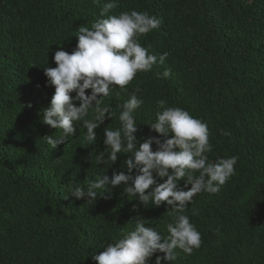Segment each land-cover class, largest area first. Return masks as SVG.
<instances>
[{
    "label": "trees",
    "instance_id": "1",
    "mask_svg": "<svg viewBox=\"0 0 264 264\" xmlns=\"http://www.w3.org/2000/svg\"><path fill=\"white\" fill-rule=\"evenodd\" d=\"M106 2L0 0V264H97L92 254L133 229L138 216L168 235L171 210L134 211L138 202L128 200L123 186L96 201L67 199L70 188L86 189L111 166L94 158L105 147L104 127L120 126L128 93L117 87L106 98L117 115L97 130L96 145L79 127L56 149L43 139L60 135L42 123L54 93L43 68L56 67L59 48H75L80 26L104 18ZM133 9L160 21L141 44L157 56L168 53L164 64L138 73L128 86L145 101L135 113L138 138L158 135L144 124L155 120L156 101L164 99L207 123L210 160L239 157L220 193L198 194L189 205L186 214L203 243L191 255L177 249L174 264H264V0H119L109 15ZM166 69L169 78L157 77ZM124 159L107 174L126 167Z\"/></svg>",
    "mask_w": 264,
    "mask_h": 264
},
{
    "label": "clouds",
    "instance_id": "2",
    "mask_svg": "<svg viewBox=\"0 0 264 264\" xmlns=\"http://www.w3.org/2000/svg\"><path fill=\"white\" fill-rule=\"evenodd\" d=\"M99 4L100 0H94ZM119 6V0H108L101 9V19L91 27L80 26L77 43L69 52L63 47L55 51L56 67L43 68L46 87L54 88L49 105L42 109V123L60 131L43 139L52 148L66 144L83 128L88 145L98 142L97 130L117 113L105 103L117 87L129 98L120 105V126L103 129L104 149L94 158L95 164L113 165L121 157L126 167L108 170L87 183L86 189H69V197L96 201L113 188L123 186V193L133 205L144 208L167 206L171 221L165 236L149 219L134 218L135 227L121 230V236L108 242L99 254H92L97 264H174L177 249L191 255L202 246V234L186 214L194 198L201 193L218 194L236 175L238 156L209 159L213 151L210 130L204 121L181 107H168L164 99L156 101L155 120L147 125L158 135L138 138L140 125L136 110L144 104L138 90L128 92V86L138 73L151 72L164 64L168 53L157 56L152 46H143L141 37L159 29L160 21L147 11L109 13ZM160 79L171 76V70L156 73ZM39 87V85H38ZM90 90V92L88 91ZM31 106V105H29ZM228 135L229 133H223ZM155 146V149H154ZM93 161V156H92ZM183 182V184H181ZM95 253V252H94ZM162 254V255H158Z\"/></svg>",
    "mask_w": 264,
    "mask_h": 264
}]
</instances>
